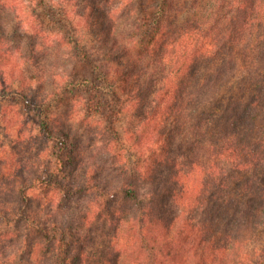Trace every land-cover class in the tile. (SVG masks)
I'll list each match as a JSON object with an SVG mask.
<instances>
[{
    "label": "clouds",
    "instance_id": "obj_1",
    "mask_svg": "<svg viewBox=\"0 0 264 264\" xmlns=\"http://www.w3.org/2000/svg\"><path fill=\"white\" fill-rule=\"evenodd\" d=\"M0 264H264V0H0Z\"/></svg>",
    "mask_w": 264,
    "mask_h": 264
}]
</instances>
